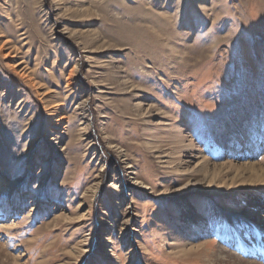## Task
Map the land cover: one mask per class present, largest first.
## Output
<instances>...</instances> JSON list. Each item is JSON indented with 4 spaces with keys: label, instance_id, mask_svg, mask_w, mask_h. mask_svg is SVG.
Returning a JSON list of instances; mask_svg holds the SVG:
<instances>
[{
    "label": "rangeland",
    "instance_id": "374dc122",
    "mask_svg": "<svg viewBox=\"0 0 264 264\" xmlns=\"http://www.w3.org/2000/svg\"><path fill=\"white\" fill-rule=\"evenodd\" d=\"M250 162L264 0H0V264H264Z\"/></svg>",
    "mask_w": 264,
    "mask_h": 264
},
{
    "label": "bare ground",
    "instance_id": "6f19581e",
    "mask_svg": "<svg viewBox=\"0 0 264 264\" xmlns=\"http://www.w3.org/2000/svg\"><path fill=\"white\" fill-rule=\"evenodd\" d=\"M111 148H113L114 150H115V152H117V154H118V156H121L122 157V163H124V164H127V165H123L124 166V168H126V169H128V170H126L127 171V174H129V175H136V173H135V169H134V167H133V165H130L129 163H126V161H127V159H128V157H127V153H125L124 152V149H119L118 147H116V146H114V145H111ZM204 162V161H203ZM203 162H201L200 163V165H199V167L200 168H202L204 165V163ZM209 165H210V163L208 162V167H209ZM230 165H232V166H235L234 164H230ZM227 167V166H226ZM240 167H243L242 168V171L241 172H239L238 173V175H242L243 173H247V174H255V175H257V177H256V180H260L261 182H262V185H264V169L261 167V166H259L257 163H255V162H250V163H245V165H242V166H240ZM239 167V168H240ZM217 170H219V168H217ZM245 173V174H246ZM129 179H131L130 180V182H132V184H133V186L135 185L137 188H139V189H141V190H149V189H151V187L147 184V183H145L144 181H142V180H140V178H138V177H129ZM95 186V185H94ZM98 187L99 186H97L96 188H94L93 189V187L92 188H90V189H88V192L89 191H92V189L94 190L93 191V193H96V191H97V189H98ZM260 207V206H259ZM250 211V210H249ZM252 211H254V210H252ZM6 213H0V215H1V217H4V215H5ZM262 215L261 214H259V213H256V214H253V215H250V217H249V219L248 220H250V221H253L254 222V224L256 223V226L254 227V229H253V231L254 230H256L257 231V234H258V239H260L261 238V235L264 233V228H261L260 226H258V222L259 223H261V224H263L264 225V218L263 217H261ZM253 222L251 223V224H253ZM254 224H253V226H254ZM252 226V225H251ZM242 230H244L243 229V227H240ZM230 232H232V230L230 231ZM233 234V233H232ZM230 237L229 236H227L226 235V237H225V239L227 240V239H229ZM247 238V237H246ZM250 238H252V237H250ZM231 239V238H230ZM247 239H249V236H248V238ZM240 241V240H239ZM241 243V242H240ZM264 243V242H263ZM262 243V244H263ZM244 246H246V244L245 243H242ZM260 244V243H259ZM249 245V244H248ZM248 245H247V247H248ZM250 247H248V248H245V250L247 251V253H250V255L251 256H254V257H262V258H264V244L262 245V247L260 246V247H258V248H256V249H253V247H252V249H249ZM249 251V252H248ZM264 260V259H263Z\"/></svg>",
    "mask_w": 264,
    "mask_h": 264
}]
</instances>
